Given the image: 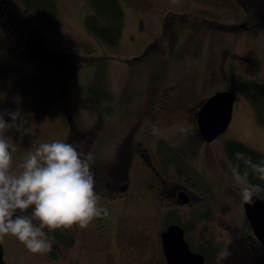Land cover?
<instances>
[{
    "label": "rangeland",
    "instance_id": "rangeland-1",
    "mask_svg": "<svg viewBox=\"0 0 264 264\" xmlns=\"http://www.w3.org/2000/svg\"><path fill=\"white\" fill-rule=\"evenodd\" d=\"M54 1L59 14L57 27L34 32V39L41 40L51 54L82 61L101 57L100 63H83L66 80L73 64L56 59L53 64L44 62L39 73L42 82L27 93L16 95L12 87L1 86L0 101L4 102L0 113L9 122L8 113H18L16 127L4 136L16 157L24 161L39 143H70L67 140L73 131L85 135L92 130L93 140H86L79 148L73 146L96 155L92 171L97 174L114 179L119 177L117 171L124 170L129 188L114 200L99 196V206L110 215L108 224L98 228L93 219L86 228L72 226L68 230L74 244L60 248L57 258L32 253L16 237L5 235L0 241L4 261L166 264L160 232L165 223L178 219L189 228L185 240L192 251L210 253L217 246L213 264H264V247L249 228L240 195L242 185L231 177L228 167L232 166L224 151V143L233 139L264 154V125L255 108L230 84V76L235 74L264 86V29L254 25L257 18L247 15L234 0H119L124 24L117 44L109 45L86 30L84 18L92 13L88 0ZM169 12L195 19L184 24V18H166ZM165 24L169 36L176 34L174 45L162 36ZM157 39L159 49L141 56ZM35 64L39 65L29 61L15 68L32 73L40 69ZM98 67H103L105 86L113 94V102L104 103L100 115L86 91ZM53 78L56 89L52 91ZM60 85L64 86L62 92ZM45 88L47 95L43 94ZM223 90L235 96L232 119L226 131L207 145L196 133L190 109ZM162 140L187 156L195 167L191 174L197 195L190 206H178L170 200L177 186L173 182L184 183L175 173L168 176L172 183L163 184V194L154 201L160 189L143 164L147 153L156 156V149L172 155L170 147L159 142ZM181 142L183 147L178 149ZM154 167L159 170L155 163ZM145 178L154 188L146 194L141 191ZM116 182L125 183L124 179ZM199 195L208 198L207 210L194 209L204 203ZM172 210L176 214H171ZM44 230L49 236V230Z\"/></svg>",
    "mask_w": 264,
    "mask_h": 264
},
{
    "label": "clouds",
    "instance_id": "clouds-1",
    "mask_svg": "<svg viewBox=\"0 0 264 264\" xmlns=\"http://www.w3.org/2000/svg\"><path fill=\"white\" fill-rule=\"evenodd\" d=\"M8 117L11 122L0 113V241L11 235L32 253H49L54 237H49L45 228L51 232L78 225L83 229L94 218L106 214L94 191V157L91 152L77 151L71 143H39L19 165L22 171L13 174L12 154L3 133L16 127L18 113L9 112ZM234 155L264 180V161L252 163L242 153ZM233 172L242 185L240 195L245 203L253 202V196L264 191L247 182V172L243 177L235 168ZM30 207V215H16L17 210L23 213Z\"/></svg>",
    "mask_w": 264,
    "mask_h": 264
},
{
    "label": "trees",
    "instance_id": "trees-1",
    "mask_svg": "<svg viewBox=\"0 0 264 264\" xmlns=\"http://www.w3.org/2000/svg\"><path fill=\"white\" fill-rule=\"evenodd\" d=\"M25 8V18L27 22H29L34 29L30 36L29 32L26 33V38L29 37L30 44L28 47L31 49V52L29 56H35L38 60L42 62H48V64H53L54 60H66V63L68 65L69 62H72V69L69 72L67 79H69L71 76L74 75V72L80 68L81 64L83 63H92L95 64L97 61V64L100 63L98 60H101V57H92L89 59L81 60L79 58H71L68 59V57L65 55L58 56L55 54H51V52L47 49H45L44 43L40 40H36L33 37V33L38 30L43 29H55L58 24L59 20V14H58V8L54 0H20ZM88 3L92 9V13L86 15L84 18V24L86 27V30L89 32L90 35L97 38L98 40L109 44L114 45L117 44L122 27L124 24V12L122 9V6L119 2V0H88ZM171 14L166 15V18L170 16H176L177 18H184L185 20L182 21V23L186 24L187 21L191 19H195L191 16H186L183 14H176L173 12H169ZM258 21H261V18H257ZM167 23V22H166ZM259 23V22H258ZM260 24V25H259ZM258 26L260 28H264L263 22H260ZM166 25V24H165ZM163 27L162 30V36L170 38L169 42L171 45H174L176 42V34L173 32L172 36L168 35V27L167 25ZM170 31H176V30H170ZM158 39L151 43L148 48L145 50V52L141 56H147L152 53V50H157L158 48ZM43 56H46L44 59ZM102 61H105L102 59ZM52 68V67H51ZM53 69V68H52ZM100 70V71H98ZM103 67H98V69L93 73L92 79L87 85V95L92 101L94 107L96 108L98 114L100 115L101 112L104 111V103L111 104L113 102V94L106 88L105 86V76L103 74ZM52 84V91L56 87L54 86V82L56 81L55 78L50 79ZM65 80V82H67ZM230 84L232 88L236 91H238L256 110V113L258 115L259 121L264 125V86L255 83L243 76L240 75H231L230 76ZM63 85V84H62ZM60 85L61 92L64 89V86ZM62 86V87H61ZM60 92V93H61ZM106 107V106H105ZM107 112H111V109L109 111L107 107ZM78 134V132L75 130L72 132V134H69L68 142L71 140V144L79 148L80 144L83 142H87L88 139H94V132L91 130L88 131L87 134ZM97 137V136H96ZM161 143H164L167 146V143L165 141H159ZM158 142V143H159ZM170 147V146H167ZM170 149V148H169ZM224 151L225 154L231 163V165L236 169V171L243 177L244 173L247 172V182L252 185H259L261 188H264V180H260L255 174L250 166L245 165L244 161L238 160L235 157V153L239 152L242 153L244 158L250 159L252 163H259L261 161H264V154L260 153L245 144L237 141V140H227L224 143ZM93 157L94 160L96 159V155L94 153ZM100 168V166H99ZM95 173V172H94ZM124 173V175L122 174ZM195 173V172H193ZM116 174L118 178L110 179L112 177H108L106 175H100L95 173V188L94 191L98 194V196H103L108 199H113L116 197H119V195H123L125 192L124 190L127 188V179L126 174L124 170L117 171ZM197 174V173H196ZM124 179L125 183L123 185L117 184V181H122ZM112 181L114 183H112ZM260 197L264 199V191L258 193ZM178 222V221H176ZM50 237H54V242L52 244V251L49 252L50 256L52 258H57L59 256V249L60 248H69L73 246L74 244V236L68 229H57L55 231L50 232ZM211 248V247H210ZM219 250L217 249V246L212 248L210 253L207 251H201V253L204 255V257L209 261L207 264H211V259L213 257H216Z\"/></svg>",
    "mask_w": 264,
    "mask_h": 264
},
{
    "label": "flooded vegetation",
    "instance_id": "flooded-vegetation-1",
    "mask_svg": "<svg viewBox=\"0 0 264 264\" xmlns=\"http://www.w3.org/2000/svg\"><path fill=\"white\" fill-rule=\"evenodd\" d=\"M18 1L20 3H18ZM234 1L238 2L241 5L243 11L247 15L255 16L256 18H261L260 19L261 21H258V22L264 23V0H248V2H246L247 0H234ZM176 14H180V13H176ZM258 22L255 23L254 25L258 26L259 24ZM32 27L33 26L29 22H27L25 18V8L20 0H0V88H2L1 86L12 87L11 91L14 92L16 95H20L25 91L27 93L29 92L31 88H35L38 84L42 82V80H40L41 77L39 76V73L41 72L42 68H44L45 64L44 62L38 60L34 55L29 56L30 53L33 54V52H31V49H29L30 47H28L31 39L29 40V37H28L26 38V41H25L26 33L29 32V36H30L31 32L34 30L32 29ZM261 29H264V28H261ZM43 58L45 59L46 56H43ZM29 61L38 62L39 65H36V64L35 65L40 66L39 71H34L32 73H24L15 68L17 67V65H20V64H23ZM48 91L49 90L47 89L44 90L43 94L47 95ZM2 102L4 101H0V104ZM201 104L199 106L197 105V107L194 109H190L191 118L194 121H195L194 113L198 111ZM195 124H196V121H195ZM196 128H197V124H196ZM189 133H192V132H189ZM196 133L198 135V128H197ZM3 136H4V133H3ZM4 138L7 140L9 144L10 143L9 140L5 136ZM210 143H206V144L210 145ZM9 146H10V151L12 154V164H11L10 171L13 174H19L22 171L19 165L23 161L16 157L15 150L12 148L11 144H9ZM180 147H183L182 142L179 143L177 146L178 149ZM156 150L158 153H156V156L154 158L151 156V154L149 153L146 154L147 156L145 158L146 161L143 164V169L145 166L144 171L150 172L152 174V177L155 179L154 182H157L158 187L160 189L159 192L157 191L156 199L154 198V201L156 200L157 202V200H159V198L161 197V193L163 194V191H162L163 184L168 185L172 183L170 182L172 180L168 179V176H174V173H175V174H178L184 180V183H179L178 181L173 182V185L174 183H176L177 186L173 188V195L170 200L171 202H173L174 204L178 206H190L193 202L194 195H197L196 187L193 186L194 179L191 174V170H195L193 169L195 167L191 165V161L189 160V158L181 154L179 150L175 149V147L170 146V150L172 152L171 156H169L166 153L165 154L162 153L158 149ZM154 163L156 164L157 168H159V170L154 167ZM233 169H234L233 166L231 168L228 167V171L231 177L236 180ZM148 179L149 178L143 179V182L141 184V191L145 194L147 193V190H149L150 192L154 189L152 184H147ZM173 185L171 187H173ZM182 191L186 193V197H187L186 203L181 202L180 192ZM127 192H128V189L126 191V194ZM233 192H235V190H233ZM124 195L125 193L121 196L123 197ZM198 197L200 199L204 198L203 200L204 203L199 206H196L194 209H197L198 207H200L198 209H201L204 207L207 210L206 207L208 206V198H206L205 196L202 197L200 195ZM114 199L115 198L108 199V200H114ZM30 213H31V207L23 213H21L20 210H17L16 215H21V214L30 215ZM170 213L176 214L174 210L170 211ZM109 219H110V215L106 211V214H102L101 216L94 218V222L98 224V228H101L108 224ZM168 221L169 220H167L166 222ZM33 223L38 224V222L35 220L33 221ZM172 223L178 224L183 229L184 239H185V233H187L186 231H188L189 228L186 226L184 222H181L178 219L165 223L166 225H164L163 229L160 232V235L168 227V225ZM73 226H76V225H73ZM6 236H11V235H6ZM49 237H50V231H49ZM3 250H5L4 247H3ZM213 258H216V257H213ZM212 259L210 261L211 264H213ZM204 261L206 264L209 262L205 257H204Z\"/></svg>",
    "mask_w": 264,
    "mask_h": 264
},
{
    "label": "water",
    "instance_id": "water-1",
    "mask_svg": "<svg viewBox=\"0 0 264 264\" xmlns=\"http://www.w3.org/2000/svg\"><path fill=\"white\" fill-rule=\"evenodd\" d=\"M234 99V93L230 90L216 91L207 97L194 113L199 136L205 143L212 142L228 128L232 119ZM180 198L182 203L187 202L185 192H180ZM243 208L253 235L264 247V199L255 194L253 202H244ZM160 238L166 264H206L201 253L190 249L184 239V231L178 224L168 225ZM3 255V246L0 244V264H8Z\"/></svg>",
    "mask_w": 264,
    "mask_h": 264
}]
</instances>
